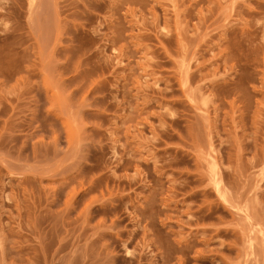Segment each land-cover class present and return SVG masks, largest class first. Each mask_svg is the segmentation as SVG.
I'll return each mask as SVG.
<instances>
[{"label": "rangeland", "instance_id": "1", "mask_svg": "<svg viewBox=\"0 0 264 264\" xmlns=\"http://www.w3.org/2000/svg\"><path fill=\"white\" fill-rule=\"evenodd\" d=\"M0 264H264V0H0Z\"/></svg>", "mask_w": 264, "mask_h": 264}]
</instances>
